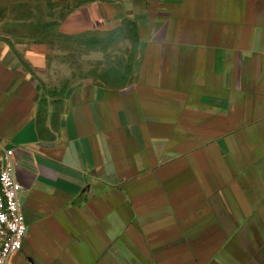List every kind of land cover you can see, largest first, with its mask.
Returning <instances> with one entry per match:
<instances>
[{"label": "crops", "instance_id": "obj_1", "mask_svg": "<svg viewBox=\"0 0 264 264\" xmlns=\"http://www.w3.org/2000/svg\"><path fill=\"white\" fill-rule=\"evenodd\" d=\"M52 1L67 9L65 32L109 31L132 19L138 78L165 84L138 91L171 118L146 140L140 102L94 82L56 103L57 134L45 139L37 122L43 90L0 40V153L14 150L28 225L12 264H264V0ZM148 32L164 45L149 49ZM194 38L197 73L204 78L212 65L226 89L222 103L196 115L192 75L169 46ZM129 153L138 154L133 165H120Z\"/></svg>", "mask_w": 264, "mask_h": 264}, {"label": "rangeland", "instance_id": "obj_2", "mask_svg": "<svg viewBox=\"0 0 264 264\" xmlns=\"http://www.w3.org/2000/svg\"><path fill=\"white\" fill-rule=\"evenodd\" d=\"M66 11L64 7H57L52 0H0V40L8 43L10 53L38 81L43 90L37 119L40 135L45 139L56 136L59 125L56 103L64 99L70 88L101 82L112 88H120V99H129L130 102L134 100L135 104L140 102L136 109L137 120L140 121L146 140L147 137L152 138L156 134V125L169 123L171 115L158 105L157 109H150L148 101L153 95L140 94L138 91L139 88L156 91L157 86L159 90L165 84L160 85L161 82L154 79L142 82L138 78L136 60L140 52V37L135 22L126 18L117 28L109 31L65 32L60 30V22ZM157 33L152 37L153 33L150 35L148 32L151 36L149 49L156 48L160 43L164 45L165 41ZM169 46L177 48L178 54H183L182 64L187 63L192 75L191 95L188 98L189 105L196 110L189 112L193 115L207 113L206 109L210 105L222 103L226 89L223 86L219 88L214 82L213 66L209 64L211 68L209 72L205 71L204 78L197 73L196 58L201 55V48L196 44V39L169 41ZM211 53V48H205V57ZM215 65L218 67L216 70H226L229 66L225 64L224 67L223 63ZM177 67L180 68L181 65ZM171 70L178 71L176 67ZM137 91L139 94H136ZM203 94L208 98L205 105H202L204 110L200 111L196 104ZM158 98L164 100L162 95ZM50 103H55L56 107L53 119L47 122L46 114ZM179 114L180 118H186V111ZM153 140L150 145L146 142V145L152 151L157 148L159 153L162 145L159 141L153 143ZM126 152H132V149L127 148ZM130 154L132 153L128 155ZM136 158L138 154H132L126 159L120 157V165L125 162L132 166Z\"/></svg>", "mask_w": 264, "mask_h": 264}, {"label": "built area", "instance_id": "obj_3", "mask_svg": "<svg viewBox=\"0 0 264 264\" xmlns=\"http://www.w3.org/2000/svg\"><path fill=\"white\" fill-rule=\"evenodd\" d=\"M13 155L12 148L0 153V264H12V256L21 250L28 227Z\"/></svg>", "mask_w": 264, "mask_h": 264}]
</instances>
